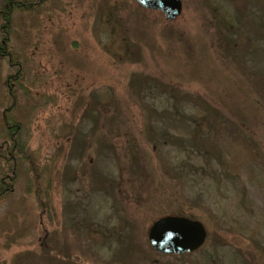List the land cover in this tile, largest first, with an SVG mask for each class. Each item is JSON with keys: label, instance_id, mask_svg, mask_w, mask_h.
I'll return each mask as SVG.
<instances>
[{"label": "rangeland", "instance_id": "rangeland-1", "mask_svg": "<svg viewBox=\"0 0 264 264\" xmlns=\"http://www.w3.org/2000/svg\"><path fill=\"white\" fill-rule=\"evenodd\" d=\"M180 1L172 22L134 0L15 12L41 37L38 55L12 40L25 79L45 83L12 119L56 157L41 219L25 174L0 201V264H264V0ZM11 74L0 61V147ZM166 216L202 223L204 246L151 253L148 229Z\"/></svg>", "mask_w": 264, "mask_h": 264}, {"label": "trees", "instance_id": "trees-1", "mask_svg": "<svg viewBox=\"0 0 264 264\" xmlns=\"http://www.w3.org/2000/svg\"><path fill=\"white\" fill-rule=\"evenodd\" d=\"M64 1L66 0H2L0 3V61L4 62L9 70L13 72V74L4 78V87L9 106L1 115V122L6 134V140L0 147V162L2 167L0 201L13 193L17 185L18 174H25L27 177L26 189L24 192L26 195L25 199L33 202L32 206L34 210L37 211L38 219L44 216L42 211L49 210V193L56 155L55 153H48L46 151V148H44V141L41 140L38 135L35 137L34 132L31 131L28 124H26V127H23L19 122L13 121L12 119V113L19 111L21 106L25 105V100L28 101L35 98L37 96V91L42 89L45 83L43 81L45 78L39 74H33L28 80L25 79L26 67L20 61V54L22 51L17 52L15 50L12 40L14 38L18 40L22 46V50L38 55L41 37L37 29L35 30L34 36L30 35L33 29H18L14 24V14L18 12L31 16L38 11H44V9H41L46 3H49L52 7L53 4ZM228 1L235 3L239 0ZM140 9L142 10V8ZM39 26V19L36 17L34 27L38 28ZM26 35L28 37H26ZM38 96V99L40 97L42 98L45 96V93L41 90ZM252 96H254L255 99L257 98L255 95ZM256 100L258 103L255 102L264 109V92L258 93V98ZM47 102H50L52 105L54 104L50 98ZM93 115L94 114L91 113L92 120L94 119ZM64 127H66V125H64ZM45 128H47L46 131L52 136L54 128L50 125V119L45 120ZM234 129L238 137L243 136V139L247 138V134L235 123ZM139 155L140 149L135 144H131L126 154V156H128L127 158L136 160ZM116 160L118 159L116 158ZM122 247V250H124L123 252H127L131 247V239L128 243L126 241L123 242ZM149 250L158 257H172L159 256L151 247H149ZM188 255L189 254L183 256Z\"/></svg>", "mask_w": 264, "mask_h": 264}, {"label": "water", "instance_id": "water-1", "mask_svg": "<svg viewBox=\"0 0 264 264\" xmlns=\"http://www.w3.org/2000/svg\"><path fill=\"white\" fill-rule=\"evenodd\" d=\"M146 11L158 12L167 22L181 14L180 0H134ZM202 223L179 216H166L153 222L147 232L151 249L159 256H183L198 251L205 243Z\"/></svg>", "mask_w": 264, "mask_h": 264}]
</instances>
